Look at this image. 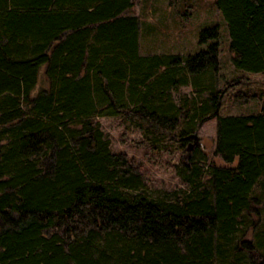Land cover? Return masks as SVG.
<instances>
[{"label":"trees","instance_id":"16d2710c","mask_svg":"<svg viewBox=\"0 0 264 264\" xmlns=\"http://www.w3.org/2000/svg\"><path fill=\"white\" fill-rule=\"evenodd\" d=\"M215 3L234 67L264 73V0ZM135 6L0 0V264H264V90L232 94L258 110L222 114L250 79L220 78V25L194 53L142 54ZM101 117L154 150L216 117L228 165L196 146L181 185L157 190Z\"/></svg>","mask_w":264,"mask_h":264},{"label":"rangeland","instance_id":"374dc122","mask_svg":"<svg viewBox=\"0 0 264 264\" xmlns=\"http://www.w3.org/2000/svg\"><path fill=\"white\" fill-rule=\"evenodd\" d=\"M135 12L140 16V52L191 54L204 47L199 44L201 29L215 24L220 25V78L230 79L245 75L250 79L246 84L229 88L222 100V114H247L259 109V104L250 101L236 103L232 94L242 90H264V73H249L236 69L229 50L228 25L215 0H135ZM222 85V83H220ZM183 91H189L185 86ZM37 89L34 91L36 92ZM105 131L111 138L114 151H123L134 157L149 185L157 190H171L181 185L176 172V164L188 160L193 153L184 150L180 129L173 134L163 133L159 149L154 150L150 141L141 131L125 129L120 120L113 117H101ZM217 118H207L197 129L200 144L217 165H228L214 154ZM193 132V131H192ZM191 141V140H190ZM188 143V142H187ZM186 143V145H187Z\"/></svg>","mask_w":264,"mask_h":264},{"label":"water","instance_id":"95a60500","mask_svg":"<svg viewBox=\"0 0 264 264\" xmlns=\"http://www.w3.org/2000/svg\"><path fill=\"white\" fill-rule=\"evenodd\" d=\"M185 138L189 139L187 145L184 147V150L187 152L192 151L194 147L200 144V137L197 130L189 133L188 135L185 136Z\"/></svg>","mask_w":264,"mask_h":264}]
</instances>
